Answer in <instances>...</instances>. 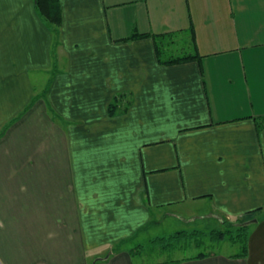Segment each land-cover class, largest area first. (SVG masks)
<instances>
[{
	"label": "crops",
	"instance_id": "0c3cea01",
	"mask_svg": "<svg viewBox=\"0 0 264 264\" xmlns=\"http://www.w3.org/2000/svg\"><path fill=\"white\" fill-rule=\"evenodd\" d=\"M60 4L54 25L0 0V264H134L122 245L177 206L261 215L244 255L154 264H264V0ZM154 33L199 57L161 61Z\"/></svg>",
	"mask_w": 264,
	"mask_h": 264
},
{
	"label": "rangeland",
	"instance_id": "374dc122",
	"mask_svg": "<svg viewBox=\"0 0 264 264\" xmlns=\"http://www.w3.org/2000/svg\"><path fill=\"white\" fill-rule=\"evenodd\" d=\"M163 42L166 47V51H164L165 57L170 54H180L190 51L193 47L191 38L186 33L177 34L172 39L166 38ZM172 210H178L181 213L164 215L162 217L155 215V218L159 219L158 222L151 221L144 229L140 228L136 230L129 236L130 239L127 240V245H122L134 250L132 254L134 264L162 263L171 259L194 256L200 252H216L229 255L241 251L239 243L232 242L228 236L223 239L212 237L213 229L222 228L225 226L223 223L217 222L208 216L193 217L180 206L174 207ZM202 212H205V210H202ZM260 215L261 213H255L247 217L249 224L252 225L251 220L256 219ZM179 230L188 232L202 230L203 233L190 237L181 236L175 238L172 241L173 244H169V236ZM158 236H162L164 239L154 240ZM195 237H198V239H194ZM118 244L120 243L118 242Z\"/></svg>",
	"mask_w": 264,
	"mask_h": 264
},
{
	"label": "trees",
	"instance_id": "16d2710c",
	"mask_svg": "<svg viewBox=\"0 0 264 264\" xmlns=\"http://www.w3.org/2000/svg\"><path fill=\"white\" fill-rule=\"evenodd\" d=\"M36 5L38 8V11L40 14L51 24L54 25H60L62 23V10H61V4L60 0H36ZM148 33L145 32H138L135 31L133 32L129 37L127 38H132V37H144L147 36ZM155 42L157 44L158 48V53H159V59L161 61H166V62H182V61H188L191 60L192 58L199 57L198 54L196 53H187V54H181V55H176L172 56L170 58H164V48L165 43L163 40H165L167 37L166 33H154L153 34ZM48 88V87H47ZM46 88V90H47ZM121 98V95H115L113 100L109 103L108 105V112L110 115L114 114L117 109L118 105V100ZM249 216H243L237 218L235 221L225 219L222 221V223L225 225L222 228H215L213 229L212 232V237L215 239H223L224 237L228 236L232 242L239 243L241 247L240 255L246 254L248 250V239L250 236V227L251 225L248 222ZM242 218V219H241ZM144 227H142L143 229ZM203 233L202 230H194L191 232L185 231V230H179L175 232L174 234L170 235V242L169 244H173L172 241L175 238H179L181 236H195L196 234H201ZM166 238V237H165ZM164 237L158 236L154 238V240H162ZM194 239H198V237H195ZM199 242V241H197ZM166 245V244H165ZM207 253L200 252L197 255H205ZM196 255V256H197Z\"/></svg>",
	"mask_w": 264,
	"mask_h": 264
},
{
	"label": "water",
	"instance_id": "95a60500",
	"mask_svg": "<svg viewBox=\"0 0 264 264\" xmlns=\"http://www.w3.org/2000/svg\"><path fill=\"white\" fill-rule=\"evenodd\" d=\"M108 256V255H107Z\"/></svg>",
	"mask_w": 264,
	"mask_h": 264
}]
</instances>
